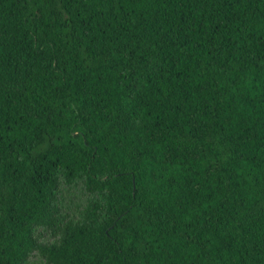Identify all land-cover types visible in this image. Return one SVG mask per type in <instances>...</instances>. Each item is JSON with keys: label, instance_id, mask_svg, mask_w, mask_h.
Returning a JSON list of instances; mask_svg holds the SVG:
<instances>
[{"label": "trees", "instance_id": "1", "mask_svg": "<svg viewBox=\"0 0 264 264\" xmlns=\"http://www.w3.org/2000/svg\"><path fill=\"white\" fill-rule=\"evenodd\" d=\"M34 255L264 264V0H0V264Z\"/></svg>", "mask_w": 264, "mask_h": 264}, {"label": "rangeland", "instance_id": "2", "mask_svg": "<svg viewBox=\"0 0 264 264\" xmlns=\"http://www.w3.org/2000/svg\"><path fill=\"white\" fill-rule=\"evenodd\" d=\"M59 193V204L64 213H72L76 218H80L81 209L84 205L95 199V196L87 193L79 182L72 185H63ZM26 264H44L39 256H30Z\"/></svg>", "mask_w": 264, "mask_h": 264}]
</instances>
